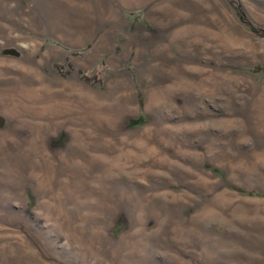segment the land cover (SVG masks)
Returning <instances> with one entry per match:
<instances>
[{"label":"rangeland","instance_id":"1","mask_svg":"<svg viewBox=\"0 0 264 264\" xmlns=\"http://www.w3.org/2000/svg\"><path fill=\"white\" fill-rule=\"evenodd\" d=\"M264 0H0V264H264Z\"/></svg>","mask_w":264,"mask_h":264},{"label":"trees","instance_id":"2","mask_svg":"<svg viewBox=\"0 0 264 264\" xmlns=\"http://www.w3.org/2000/svg\"><path fill=\"white\" fill-rule=\"evenodd\" d=\"M236 13H237V15H238V17H239V19H240V21L242 23H244L245 25H247L251 30L256 31L257 33L259 32L260 35H263L264 36V31H260L257 28H254V27H252V26L249 25V22L244 19L243 14H242V12L239 9H236Z\"/></svg>","mask_w":264,"mask_h":264}]
</instances>
